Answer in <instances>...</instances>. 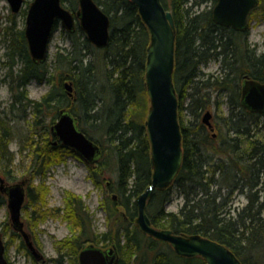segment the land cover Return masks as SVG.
<instances>
[{
  "label": "trees",
  "instance_id": "16d2710c",
  "mask_svg": "<svg viewBox=\"0 0 264 264\" xmlns=\"http://www.w3.org/2000/svg\"><path fill=\"white\" fill-rule=\"evenodd\" d=\"M161 1L174 20L172 74L183 153L173 182L152 190L146 214L156 228L223 243L240 264H264V122L259 113L240 103L241 79L245 75L263 79L264 51L251 45L248 28L237 31L213 21L216 0ZM94 2L109 14L110 36L105 47L93 45L76 21L75 30L66 32L69 47L56 46L52 62H34L23 31L7 36L11 105L22 104L23 116L30 123L26 146L35 156L31 164L34 172L43 174L44 164L57 161L60 153L77 155L58 141L53 143L56 137L52 138L50 125L61 108L74 116L80 131L96 142L101 152L87 167L93 183L104 189L100 206L107 230L95 232L82 196L68 191L63 209H39L35 219L42 220L48 212L60 216L64 210L60 217L69 221L71 235L57 243L65 250L61 256H72L73 261L86 243L109 242L118 248L115 264H205L200 255H178L169 243L143 233L136 224L135 198L148 186L153 172L145 128L149 99L144 85L150 36L131 0ZM61 3L75 14L77 0ZM257 5L249 20L264 17V0ZM211 59L219 61L218 73L202 71ZM31 80L48 84L37 99L30 98L26 89ZM68 81L71 95L64 87ZM223 103L227 104L225 111ZM209 109L214 134L202 121V114ZM184 110L188 119L182 115ZM2 119L0 171L6 177L4 171L9 170L14 156L7 146L11 126ZM10 120H14L12 115ZM26 188L29 204L47 203L48 189L42 182ZM172 189L182 204L169 211L166 202ZM233 195H242L245 203L232 207ZM3 196L0 192V203L5 201ZM21 244L26 246L22 240ZM57 259L62 264L60 257Z\"/></svg>",
  "mask_w": 264,
  "mask_h": 264
},
{
  "label": "water",
  "instance_id": "95a60500",
  "mask_svg": "<svg viewBox=\"0 0 264 264\" xmlns=\"http://www.w3.org/2000/svg\"><path fill=\"white\" fill-rule=\"evenodd\" d=\"M147 27L150 44L145 61L146 93L149 109L145 116V128L150 142L152 175L148 186L135 198L137 205L136 224L140 230L164 240L180 256L200 255L205 264H240L234 253L216 240L206 236H185L175 234L170 229L154 227L146 214L147 200L153 189L165 188L173 182L182 163L181 128L178 120V97L173 84L175 30L172 12L166 9L161 0H131ZM13 10L21 7L22 0H8ZM259 0H216L212 6L213 21L235 30H245L249 12L257 7ZM75 16L61 3V0H32L28 5L24 35L27 48L34 62H45L49 54V43L55 23L64 30H75V18L87 39L97 47H105L109 40V14L107 15L94 0H78ZM264 69V68H263ZM241 83L240 103L250 112L264 117V80L259 81L245 75ZM68 95L72 94L71 81L65 82ZM58 118L50 126V132L60 143L73 149L86 162L93 164L100 157V147L80 131L74 116L61 108ZM211 112L207 110L202 117L206 126L211 125ZM214 134V132H213ZM26 179L6 183L0 177V192L7 199L11 227L19 232L28 250L36 259L42 254L36 249L30 234L24 229L21 207L25 201ZM116 197L115 195L113 196ZM5 243L0 232V264H8L5 257ZM77 254V264H115L118 248L111 244L107 248L88 242Z\"/></svg>",
  "mask_w": 264,
  "mask_h": 264
},
{
  "label": "rangeland",
  "instance_id": "374dc122",
  "mask_svg": "<svg viewBox=\"0 0 264 264\" xmlns=\"http://www.w3.org/2000/svg\"><path fill=\"white\" fill-rule=\"evenodd\" d=\"M204 6L201 5L198 8L201 9ZM10 6H8L7 0H0V111L3 109L8 110L9 101L11 100V92L8 89L9 83V70L5 61L6 56V38L3 36V27L9 25ZM16 27L22 28L23 21L17 18ZM55 30L52 34V39L49 43V56L48 62H52L53 55L58 47H69L70 40L67 31L59 24H55ZM248 40L252 46L258 49V52L264 51V17H254L248 21ZM3 39V40H2ZM16 65V64H15ZM13 67L16 68L17 65ZM219 61L208 60L207 64L201 67L202 71L207 73H218ZM48 84L44 82H38L31 80L26 85V89L30 98L37 99L47 91ZM187 101H185L186 104ZM222 109H227V104L223 103ZM212 112V111H211ZM25 113L22 111V115L14 116V120H10L11 116L5 113L2 120L8 121L11 126L9 142L7 144L9 150L13 153L14 161L9 166L6 177L1 174L0 177L4 178L6 183H14L22 179L23 177L28 180L27 185H38L42 182L48 189L47 203L42 205L41 202L28 203V200L23 203L21 207L20 219L24 221L25 230L31 235V241H33L36 249L42 254V259H35L34 256L27 250V247L21 244V236L13 233L12 227L9 221V210L7 209V199L0 203V232L2 234L3 242L5 243V257L8 264H59L57 258L60 257L62 264H77V260L73 261L72 256H61L65 250L59 248L57 243L59 240L64 239L66 236L71 235V229L69 227V221L63 215L61 211L60 216L52 213H45L42 220L35 219L36 212L40 209L41 212L46 209L52 211V207H58L63 209L64 207V193L65 191L76 193L82 196L84 203L88 206V211L92 217V228L95 232H103L108 228V221L106 220L105 211L101 205V200L104 196V189L96 186L89 174L87 164L83 158L73 154H61L57 161H50L45 163L43 174H36L34 168H31L34 155L32 150L26 146L28 139V126L29 121L27 116H23ZM182 115L185 119H188L187 111L184 110ZM56 120V119H55ZM54 120V121H55ZM53 121V123H54ZM52 123V124H53ZM51 126V125H50ZM53 138V136H52ZM26 185V186H27ZM171 195L166 202V209L177 210L181 204L182 199L175 189L171 190ZM232 207H240L245 203V199L242 195H233ZM39 215V214H37ZM8 227V228H7ZM7 229V230H6ZM107 243H99L98 245L107 248ZM77 257V256H76Z\"/></svg>",
  "mask_w": 264,
  "mask_h": 264
},
{
  "label": "flooded vegetation",
  "instance_id": "af4514ba",
  "mask_svg": "<svg viewBox=\"0 0 264 264\" xmlns=\"http://www.w3.org/2000/svg\"><path fill=\"white\" fill-rule=\"evenodd\" d=\"M32 0H22V3H21V7L18 9V10H13L12 9V6H10V4H9V2H8V0H7V3H8V6H10V15L8 16L9 17V25H6V26H4L3 27V36L6 38V40H7V36H8V33H10V32H18V31H23V36L25 37V35H24V30H25V20H26V13H27V8H28V4L31 2ZM78 1V0H77ZM79 4V3H78ZM17 18H20L21 19V21H23V26H22V28H20V29H18L16 26V22H17ZM77 21V19L75 18V22ZM3 40V39H2ZM25 40H26V46H27V39H26V37H25ZM6 46H7V41H6ZM6 49H7V47H6ZM8 50V49H7ZM257 51H258V49H257ZM7 53V52H6ZM9 61V59L7 58V60L5 61V64H6V62H8ZM7 65V67L9 66V64L7 63L6 64ZM264 68V67H263ZM242 80V79H241ZM264 80V69H263V79H262V81ZM9 81V80H8ZM10 81H9V83H8V89H9V86H10ZM242 83V82H241ZM9 92H10V90H9ZM12 97V96H11ZM11 102H12V98H11V100L9 101V107H8V110H6V107H5V110L3 109L2 111H0V115H2V116H4L5 115V113H8V115H12L13 117L14 116H16V115H22V111H23V107H22V104H20V103H16L15 104V106L13 105H11ZM4 114V115H3ZM262 117V122H264V117L263 116H261ZM212 118V117H211ZM260 121V122H261ZM208 127V126H207ZM208 129L211 131V133H212V129L211 128H209L208 127ZM213 131H214V128H213ZM253 131H256V129H254ZM56 140H57V138H56ZM74 155V154H73ZM75 156H77V155H75ZM84 160V159H83ZM84 162L88 165V164H91V163H88V162H86L85 160H84ZM92 165V164H91ZM88 171H89V169H88ZM78 254V253H77ZM76 260H77V257H76ZM77 262H78V260H77Z\"/></svg>",
  "mask_w": 264,
  "mask_h": 264
}]
</instances>
